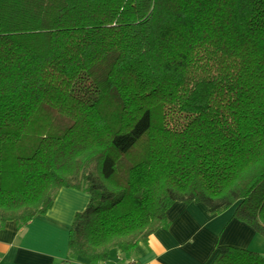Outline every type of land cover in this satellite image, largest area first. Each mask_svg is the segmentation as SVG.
<instances>
[{"label": "trees", "instance_id": "16d2710c", "mask_svg": "<svg viewBox=\"0 0 264 264\" xmlns=\"http://www.w3.org/2000/svg\"><path fill=\"white\" fill-rule=\"evenodd\" d=\"M61 187L90 196L68 247L89 264L174 202L234 206L264 237V0H0V227ZM209 264L264 256L218 245Z\"/></svg>", "mask_w": 264, "mask_h": 264}, {"label": "crops", "instance_id": "0c3cea01", "mask_svg": "<svg viewBox=\"0 0 264 264\" xmlns=\"http://www.w3.org/2000/svg\"><path fill=\"white\" fill-rule=\"evenodd\" d=\"M88 193L61 187L52 206L18 228L15 221L0 227V264H89L70 257L69 234L76 212L89 202ZM232 206L209 214L199 202H174L167 210L169 225L158 228L127 255L116 249L109 262L125 264L131 257L139 264H209L218 245L249 248L264 256V237L234 216Z\"/></svg>", "mask_w": 264, "mask_h": 264}, {"label": "built area", "instance_id": "2783aa9c", "mask_svg": "<svg viewBox=\"0 0 264 264\" xmlns=\"http://www.w3.org/2000/svg\"><path fill=\"white\" fill-rule=\"evenodd\" d=\"M100 264H115V263L102 262ZM125 264H139V263L137 262V260L135 258H131V259L127 260V262Z\"/></svg>", "mask_w": 264, "mask_h": 264}]
</instances>
